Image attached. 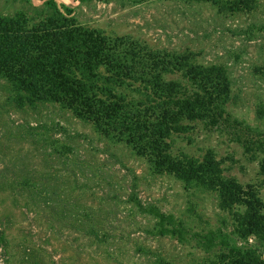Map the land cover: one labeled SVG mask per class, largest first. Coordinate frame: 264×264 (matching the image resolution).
<instances>
[{
    "label": "rangeland",
    "instance_id": "rangeland-1",
    "mask_svg": "<svg viewBox=\"0 0 264 264\" xmlns=\"http://www.w3.org/2000/svg\"><path fill=\"white\" fill-rule=\"evenodd\" d=\"M44 1L0 0V18L125 38L142 53L219 70L227 92L210 113L173 124L165 153L210 159L221 179L256 195L264 216V0H223L226 8L207 0H53L55 9ZM91 73L108 76L105 65ZM159 76L203 95L184 67ZM122 85L113 90L141 99L142 84ZM219 191L155 171L126 141L56 103L32 101L0 75V264H210L228 256L220 236L230 238L246 209L223 206ZM231 242L256 247L264 261L256 237Z\"/></svg>",
    "mask_w": 264,
    "mask_h": 264
},
{
    "label": "trees",
    "instance_id": "trees-1",
    "mask_svg": "<svg viewBox=\"0 0 264 264\" xmlns=\"http://www.w3.org/2000/svg\"><path fill=\"white\" fill-rule=\"evenodd\" d=\"M207 1L226 8L223 0ZM43 4L56 8L53 0ZM98 65H105L108 76L91 73ZM171 65L186 68L189 80L203 95L188 94L177 82H163L159 74ZM214 69L189 67L182 60L167 59L166 55L142 53L125 38L90 36L53 21L25 29L21 16L0 18V75L18 85L32 101L56 103L74 117L91 123L108 139L126 141L138 155L147 158L155 171L175 174L184 180L200 179L205 186L220 190L225 207L231 203L244 205L245 212L234 217L230 238L220 236L219 242L228 256L220 255L210 264H264L256 247L248 243L238 247L231 242H246L252 235L264 243V216L256 195H247L233 182L221 179L210 159L199 163L165 153L164 140L173 124L183 117L210 113L227 92L223 75ZM124 80L143 85L142 91L137 92L141 99L127 101L113 90L121 88ZM59 148L66 149L63 145Z\"/></svg>",
    "mask_w": 264,
    "mask_h": 264
}]
</instances>
